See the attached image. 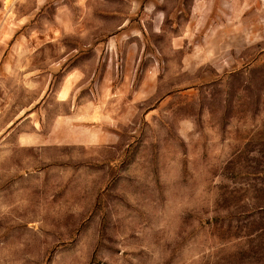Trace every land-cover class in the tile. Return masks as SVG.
<instances>
[{
  "label": "rangeland",
  "instance_id": "1",
  "mask_svg": "<svg viewBox=\"0 0 264 264\" xmlns=\"http://www.w3.org/2000/svg\"><path fill=\"white\" fill-rule=\"evenodd\" d=\"M0 264H264V0H0Z\"/></svg>",
  "mask_w": 264,
  "mask_h": 264
}]
</instances>
